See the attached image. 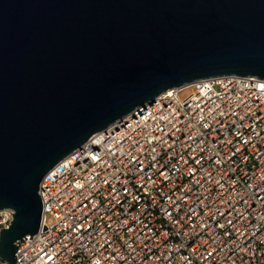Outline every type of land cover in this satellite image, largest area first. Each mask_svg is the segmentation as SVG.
<instances>
[{"label":"built area","instance_id":"built-area-1","mask_svg":"<svg viewBox=\"0 0 264 264\" xmlns=\"http://www.w3.org/2000/svg\"><path fill=\"white\" fill-rule=\"evenodd\" d=\"M39 195L15 264H264V78L167 89L59 160ZM12 219L0 209V231Z\"/></svg>","mask_w":264,"mask_h":264},{"label":"water","instance_id":"water-1","mask_svg":"<svg viewBox=\"0 0 264 264\" xmlns=\"http://www.w3.org/2000/svg\"><path fill=\"white\" fill-rule=\"evenodd\" d=\"M225 74L264 78V0H0V257L15 264L38 231L59 160L167 89Z\"/></svg>","mask_w":264,"mask_h":264}]
</instances>
